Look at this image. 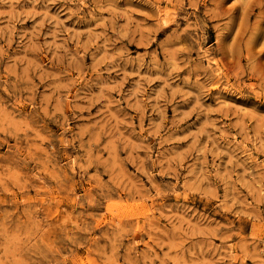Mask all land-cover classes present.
Here are the masks:
<instances>
[{
	"label": "rangeland",
	"instance_id": "374dc122",
	"mask_svg": "<svg viewBox=\"0 0 264 264\" xmlns=\"http://www.w3.org/2000/svg\"><path fill=\"white\" fill-rule=\"evenodd\" d=\"M0 264H264V0H0Z\"/></svg>",
	"mask_w": 264,
	"mask_h": 264
}]
</instances>
